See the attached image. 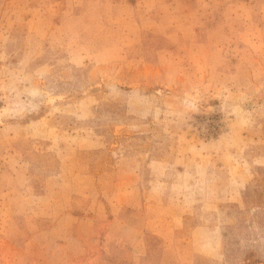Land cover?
Returning <instances> with one entry per match:
<instances>
[{
    "label": "rangeland",
    "instance_id": "rangeland-1",
    "mask_svg": "<svg viewBox=\"0 0 264 264\" xmlns=\"http://www.w3.org/2000/svg\"><path fill=\"white\" fill-rule=\"evenodd\" d=\"M0 264H264V0H0Z\"/></svg>",
    "mask_w": 264,
    "mask_h": 264
}]
</instances>
